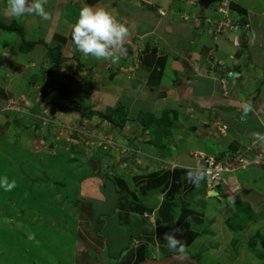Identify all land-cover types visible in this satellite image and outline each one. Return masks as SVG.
<instances>
[{"label":"crops","instance_id":"crops-1","mask_svg":"<svg viewBox=\"0 0 264 264\" xmlns=\"http://www.w3.org/2000/svg\"><path fill=\"white\" fill-rule=\"evenodd\" d=\"M174 1L159 5L154 0H48L46 10L51 12L52 20L44 21L41 29L44 35L41 39L47 42L29 41L22 49L14 46L13 36L12 42L0 44V115L6 114L1 117L4 120H0V135H7L9 129L21 135L19 129L23 126L30 134L26 137L31 139L38 123L40 129L39 126L36 129L46 130L48 134L51 126L58 132L63 124L66 125L63 129L64 133L67 131L66 141L78 144L85 131L83 123L92 121L95 116L85 119L87 110L80 107L76 111L69 100H75L76 104L87 97L91 104L88 110L93 112H97L94 101L99 100L100 105L108 108L121 105L130 116L154 114L132 111L106 86L111 84L125 94L135 89L133 82L139 79L145 91L155 92L153 95L159 100L173 104V107L157 110L160 111L158 116L169 109L179 112L168 137L170 149L158 150L159 156L140 150L133 140V147L130 145L133 155L146 158L128 162L125 157L120 163H112L110 158L95 151L85 160L88 165H96L87 177L83 176L86 165L83 161L78 190L87 199L76 204L82 211L74 215L72 228L60 222L64 226L61 231L72 229L71 252L54 264H187L191 261L196 264H264V191L256 187L254 178L255 173H264V149L252 135L264 133L260 122L264 104L259 100L264 69L260 71L261 60L255 65L250 61L249 43H245L248 35L251 41L260 36L258 48L264 54V8L262 12L254 9L256 0L248 2L249 6L242 5L241 0H227L226 8L219 6L222 0H195L194 4L179 0L184 1L186 7L175 6ZM231 2L246 10L247 22L237 23L235 30L230 27L227 35L207 34L203 26L211 21H224L226 16L227 20L240 21L241 16L228 7ZM82 6L103 8L129 28L130 36L124 45L126 53L118 63L85 57L76 49L71 32ZM191 6L194 9L191 10ZM12 17L7 0H0V21H9ZM17 20H24L25 31L33 33L34 17H14L11 22ZM246 25L250 27L248 34L246 27L243 29ZM24 32L20 29L17 37H23ZM205 39L212 40L211 47L201 43ZM221 43L231 49V54L219 51ZM55 49L60 50L61 66L71 63L73 72L82 74L78 89L67 85L68 94L63 92L64 87L57 85L58 90L51 94L43 88L48 78L51 84L55 83L53 79H60L49 63L48 51ZM26 53L32 60L23 58ZM104 61L106 69L101 67ZM174 62L182 70H174ZM104 69V77L99 79L97 72ZM124 70L132 75L128 85L117 79ZM167 75L169 78L164 84L163 78ZM37 76H41L39 81ZM96 89L102 94L94 99ZM25 90L30 92L31 100L34 96L33 105L30 103L25 111L18 109L17 115L13 113L14 120L10 113L17 111L5 108L10 106L13 92L16 98H22ZM248 101L254 113L241 119L244 103ZM38 103H46L43 112ZM40 116L46 117L44 122ZM39 119L42 122H38ZM13 126L15 129L11 128ZM222 126L225 127L223 133L217 129ZM40 143L46 142L41 139ZM54 147L49 145V150ZM235 151H244L249 159L256 156L261 159L247 171L227 174L216 188L206 187L205 175L198 184L188 179L190 170L203 171L201 155L224 159ZM65 152L62 154L67 159L70 153H76L73 145H65ZM97 155L100 167L94 161L90 163ZM166 233L171 243L165 239ZM228 246L231 251L222 253Z\"/></svg>","mask_w":264,"mask_h":264},{"label":"rangeland","instance_id":"rangeland-1","mask_svg":"<svg viewBox=\"0 0 264 264\" xmlns=\"http://www.w3.org/2000/svg\"><path fill=\"white\" fill-rule=\"evenodd\" d=\"M154 1L159 5L172 2V0ZM184 1L186 3L188 1L190 2V0ZM184 1L180 2L179 0H175L173 3L175 6H181L183 4L182 6L186 7ZM248 2H252V0H241L242 5L245 6H249ZM226 3L227 0H222V3L219 6L221 8L225 6L226 8ZM254 5V9L262 12L264 8V0H256ZM192 9H194V7L191 6V10ZM32 17H34V20L36 21L33 33L25 31L26 23L24 20L11 22L14 17L9 21L1 19L2 21H0V24H5V26L9 27L0 28V44H6L9 41L12 42L13 36L15 37V42H13L14 46L17 45L22 49L25 48L29 41L41 40L47 42V40L45 41V39H41L44 37L43 32L41 31L44 27V21L37 16ZM236 18H238V15H236ZM223 20L224 21H211V24H204L203 28L207 31V34H212L211 36H216V34L222 33L227 35L230 27L231 30H235L236 27L234 26L239 23V20L237 22L235 21V18L232 21L227 20V16ZM195 21H197V19ZM194 24V28H196V23ZM228 26L229 28H227ZM20 29H22L23 32L25 31L23 37H17ZM240 29H242V26ZM243 29L246 33L248 30L250 31V27L247 25L243 26ZM250 38L251 36L248 35L245 40V43H249L247 55L250 57V61L253 62L254 65L257 60H261L260 66H262V69L260 71L263 72L264 54L260 53V49L258 48L261 46V43L259 42L260 36L255 40L253 38L252 41ZM201 43H205L211 47L212 40L205 39ZM218 47L219 51L226 55L231 54L232 52L231 49L223 43L218 45ZM23 58L25 60H32V56L29 53L24 54ZM87 63L92 65L90 61H87ZM105 63V61L104 63H101V67L106 69ZM69 64L72 65L71 63ZM69 64L57 67L58 69L55 67L53 68V72L59 75V78L63 83L60 79H53L55 80V83L51 84L50 79L48 78L43 83V88H47V92L50 93L57 91L58 89H55V85L61 86L60 88L64 87V89H67V87L71 85L72 87L74 86L75 89H78V85L82 82V74H76L77 71L73 72V69L70 68ZM105 69L102 70L101 73L100 71L97 72V77L99 76V79L100 77H104ZM40 77L41 76H37V80H40ZM262 77H264V75ZM131 78L132 75L128 70H124L117 75V79L121 81V83H126L127 85L130 83L129 80ZM168 78L169 75L163 78L164 84L167 82ZM26 79L30 81L29 78L26 77ZM140 82V79L135 80L133 82V87L135 89L125 94L116 90V87H112L111 84H106V81L105 84L110 92H115V96H119L120 100L127 104L128 108L134 112L140 110L150 111L154 113L150 114L151 116L159 117L157 114L160 111L157 110L173 107V104H170V101L162 102L157 96H154L153 94L155 92L153 93L149 90L145 91V88L141 86ZM262 83L259 100L264 104V78L262 79ZM19 89H21V86L18 87V90ZM29 93L30 92L25 90V92L22 93V98L19 96L16 98L15 96L17 95H14L13 92L10 106L5 108L7 110L12 109V111H17L10 113L6 110L8 114L10 113L11 118L14 117L13 113L16 115L19 113L18 109L25 111L30 103L33 105L32 101H34V96H32L33 98L31 100V97L28 96L30 95ZM100 93L101 91L96 89L92 98L97 99L102 94ZM145 94H151L153 96H145ZM74 97V99H76V96ZM73 103H75V100H71V104ZM38 104L42 110L41 112H43V107L44 105L46 106V103L44 105L43 103H41V105L40 103ZM81 104L84 110L91 107L88 97L81 102ZM93 105L98 112H103L108 108L106 105H100L99 100L94 101ZM2 115L6 114H1L0 120H4L1 118L3 117ZM150 115L145 114L144 116L149 117ZM50 117L52 118V116ZM135 117L127 115L126 121L121 123V121H118L120 120V116L116 114L114 116V121L119 122L122 125L115 126L110 124L106 119L95 116L92 121H85V123H83L85 125V131H82L84 134H81V137L83 138H80L78 144H71L70 140L66 141L65 133L67 131H65V133L63 132L66 125L63 126V124L60 125L59 128L61 129H58V132H56L57 129L54 130L51 126V131L48 134L46 133V130L41 132L36 129L37 126H39L40 129L38 123L37 126L33 128V133H35V135L30 137L31 139L27 138L30 134H28V129H24L23 126L19 129L21 135L17 134V132L14 133L11 129H9L7 135H0V178L7 176L9 182L12 180L16 181V187L12 191L5 192L3 188H0V264H54L56 261L59 262L60 260H63L62 257L67 252H71L69 243L72 236L71 228L75 224L74 215L76 214L77 216L79 212L82 211L81 206L77 207L76 204L87 199L83 195H80L78 190V175L83 171V161L89 158L91 154L93 156L95 151H99L100 155L104 158H110L112 163H120L124 161L125 157L128 162L140 158H146L143 156L136 158L135 155H133L134 153L131 152V148L134 145V143H132L133 140H136L138 143L136 146L139 147L140 150H149V154L154 156H158V149L164 150V147L166 151L170 149L168 137L162 138L159 133H156L157 131L153 133V131L150 132L149 129H146L145 131H147V133H144L141 124L138 120H135ZM45 118L46 117H43V122L45 121ZM13 119L16 120L15 118ZM49 119L50 118H48V120ZM42 120L39 119L38 122H42ZM48 120L47 122H49ZM33 121L35 122V120ZM68 121L67 118V122ZM260 122L264 127V114L261 115ZM64 123H66V121H64ZM15 126L11 128L15 129ZM26 126L27 125H25V128ZM67 126L70 127V124H67ZM77 127H80V125L78 124ZM139 131H141L142 135ZM182 132V129H180V133ZM64 137L65 140L62 139ZM41 139L46 143H40ZM49 145L55 146L53 150H49ZM65 145H68L69 147L70 145L74 146L76 153L69 152V159L72 160L65 158L66 155L62 154L66 153ZM130 145H132V147ZM30 152H32L34 156H32ZM47 154L52 156H47ZM96 157V160L99 161V155ZM132 157L134 158L132 159ZM151 163H155V161H151ZM91 170H93L92 164L88 165V162H86L83 176H86ZM263 177L264 173L262 175L260 173H255L254 178L257 180L256 187L264 191ZM9 203L11 205H9ZM8 206H13L16 212L14 211V214H11V208ZM63 221L68 224L69 227L71 226L69 230L61 231L64 226L63 223L61 225L60 222ZM207 235L210 236L209 234ZM62 245L65 246L64 249ZM223 251L229 252L231 251V248L228 246L222 250V253ZM187 264L195 263L191 261Z\"/></svg>","mask_w":264,"mask_h":264},{"label":"clouds","instance_id":"clouds-1","mask_svg":"<svg viewBox=\"0 0 264 264\" xmlns=\"http://www.w3.org/2000/svg\"><path fill=\"white\" fill-rule=\"evenodd\" d=\"M194 2L195 0H190V2L188 1L190 4H194ZM47 4L48 0H7V9L11 15L16 18L37 16L43 21H49L52 20V14L46 10ZM129 36V28L124 23L118 21L110 12L103 8H92L89 6L81 7L78 19L72 26L71 32L73 44L85 57L90 56L97 60L111 61L113 64L118 63L121 56L126 53L124 45ZM249 113H254V108L250 101L244 103L243 115L241 119L246 118ZM214 126H216L215 123ZM217 129H219L221 133L225 132L223 126ZM252 135L255 141L260 144V147L264 149V133L256 132ZM203 157H212L214 159L224 160L230 156L228 155V157L221 159L218 157L201 155L200 158L203 171L190 170L188 173V179L197 184L204 178L205 175L206 187L216 188L229 173L224 175L223 179L219 180L216 184L209 186L207 184V176L204 170ZM15 187V180L9 182L7 176L0 178V188H3L5 192L12 191ZM165 239H168L171 243V237L169 234H165Z\"/></svg>","mask_w":264,"mask_h":264},{"label":"trees","instance_id":"trees-1","mask_svg":"<svg viewBox=\"0 0 264 264\" xmlns=\"http://www.w3.org/2000/svg\"><path fill=\"white\" fill-rule=\"evenodd\" d=\"M228 7L230 8V10L232 12H235L238 15L241 16L240 21H239L240 25H242L243 23L247 22V18H246L247 17L246 16L247 12L242 6H240L239 4H235V3L231 2V3H229ZM1 26L5 27V28L9 27V26H5V25L4 26L1 25ZM59 51H60L59 49L48 51V53H49L48 57H49V60H50L49 63L51 65H53L54 67H60L61 64L63 63V59L60 58V52ZM52 74H53V72H52ZM63 92L65 94L69 93L67 91V89H64V88H63ZM65 94H63V96L65 98H67ZM69 101L71 102V100H69ZM76 104L78 106H76ZM76 104L74 103L75 110L79 111L80 107H82L81 103H76ZM84 113H85L84 114L85 119H87V120H90L93 117L92 115H95V116H99L100 118L106 119L110 124L115 125V126H121L122 125L119 122H115L114 121L115 120L114 116L116 114H118L120 116V120H118V121H121V123L126 121V116H127L125 108L122 107L121 105H118V106H116L114 108H106L103 112H98V111L97 112H93V110H91V109L88 110L87 109V111L84 112ZM178 113L179 112L176 109L166 110V111L162 112L159 117H154L153 115L151 116L150 114H146V113H140L137 116V120L141 124L143 131H145L146 129H149L150 132L153 131V133H155L157 131L156 133H159L162 138H165V137H169L171 135V129H172V126H173V122L176 119V117H175L176 114H178ZM145 114L146 115H150L151 117L150 116L149 117H145L144 116ZM164 150H165V147H164ZM235 152H232L229 156H231ZM95 160L96 159H92L90 161V163L95 161ZM95 162L99 166L98 161H95ZM97 172L94 173L95 176H98V174H96ZM9 205H11V204L9 203ZM8 207L11 208V214H14L15 208L13 206L12 207L8 206Z\"/></svg>","mask_w":264,"mask_h":264},{"label":"built area","instance_id":"built-area-1","mask_svg":"<svg viewBox=\"0 0 264 264\" xmlns=\"http://www.w3.org/2000/svg\"><path fill=\"white\" fill-rule=\"evenodd\" d=\"M223 129H225L224 126ZM243 152L244 151H237L224 160L203 157L207 184L212 186L219 180H222L227 173H234L239 170L247 171L251 165L259 163L261 156H256L253 160H250L244 157Z\"/></svg>","mask_w":264,"mask_h":264},{"label":"water","instance_id":"water-1","mask_svg":"<svg viewBox=\"0 0 264 264\" xmlns=\"http://www.w3.org/2000/svg\"><path fill=\"white\" fill-rule=\"evenodd\" d=\"M94 8H97V7H94ZM172 68H173L174 70H182V67H181L180 65H178L177 62H174V63H173ZM95 167H96V165L93 164V169H95ZM195 264H196V263H195Z\"/></svg>","mask_w":264,"mask_h":264}]
</instances>
